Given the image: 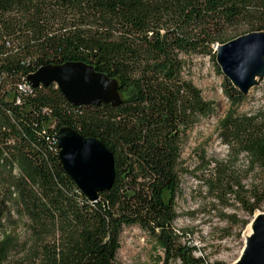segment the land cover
<instances>
[{"label":"trees","instance_id":"16d2710c","mask_svg":"<svg viewBox=\"0 0 264 264\" xmlns=\"http://www.w3.org/2000/svg\"><path fill=\"white\" fill-rule=\"evenodd\" d=\"M254 30H264V0H0V264L21 243L8 227L15 215L29 221L33 264H119L121 234L132 225L164 253L151 264H205L174 228L188 170L183 144L215 111L185 77L186 57L215 59L212 45ZM67 61L118 79L123 101L75 105L55 84L34 87L22 105L7 100V87L29 72ZM224 90L230 105L218 130L235 160L206 159L204 151L203 168H214L205 183L253 216L264 208V177L247 185L242 171L264 176V110L238 114L247 96L226 77ZM61 126L101 139L114 154L115 180L96 202L63 168ZM242 153L248 167L237 170ZM13 158L19 175L8 166Z\"/></svg>","mask_w":264,"mask_h":264},{"label":"rangeland","instance_id":"374dc122","mask_svg":"<svg viewBox=\"0 0 264 264\" xmlns=\"http://www.w3.org/2000/svg\"><path fill=\"white\" fill-rule=\"evenodd\" d=\"M212 47L213 53L216 52L215 44ZM186 58L185 77L202 90L206 99L215 102V111L188 130L189 136L183 144V167L188 170L185 169L181 177V192L176 204L178 217L174 228L184 243L196 247L194 254L203 258L205 264H235L245 247L250 223L264 208L251 216L235 196L229 195V201H221L209 191L205 178L214 168L213 165L203 168L204 151L206 159L235 160L230 146L222 140L218 130L219 121L230 105L224 90L226 76L212 54L194 53ZM246 96L238 114L264 110V80L252 87ZM248 163L247 154L242 153L234 165L237 170H246ZM242 175L243 183L247 185L260 182L264 177L258 170L242 171ZM14 220L8 227L19 234L21 243L11 251L5 264H33L29 221L27 217L17 215ZM244 221L249 222L245 225ZM153 246L151 237L142 228L127 226L121 234L117 261L119 264H151L155 255H164L162 250L155 251ZM174 264L182 263L178 260Z\"/></svg>","mask_w":264,"mask_h":264},{"label":"water","instance_id":"95a60500","mask_svg":"<svg viewBox=\"0 0 264 264\" xmlns=\"http://www.w3.org/2000/svg\"><path fill=\"white\" fill-rule=\"evenodd\" d=\"M216 60L222 72L244 95L264 80V30L242 34L225 43L215 44ZM34 87L57 84L75 105L123 101L119 81L83 61L41 66L29 75ZM63 168L82 193L92 202L115 180L113 152L99 138L86 137L70 126H61L56 134ZM254 232L235 264H264V211L257 213Z\"/></svg>","mask_w":264,"mask_h":264},{"label":"built area","instance_id":"2783aa9c","mask_svg":"<svg viewBox=\"0 0 264 264\" xmlns=\"http://www.w3.org/2000/svg\"><path fill=\"white\" fill-rule=\"evenodd\" d=\"M38 69V68H37ZM36 69V70H37ZM36 70H33L31 72H29L28 74H26L21 80H18L14 86L12 87V89H10L11 87H7L8 88V92H10L7 100H10L12 102H15L19 105H22L24 103L25 98L33 93V89L34 86L31 84L30 80H29V75L31 73H34ZM57 86V84H55ZM58 87V86H57ZM45 112H47L48 115H50L51 110L48 109ZM50 117V116H49ZM48 117V118H49ZM53 126L52 122H51V117L49 118L48 122H43V131L46 132L49 130V128H51ZM5 129V127L3 128ZM4 156H9V152L8 151H4L3 152ZM11 164L8 163V166L11 167L13 169V172L16 175L20 174V168H19V162L16 158L11 159L10 161ZM13 197H17V193L14 192L12 193Z\"/></svg>","mask_w":264,"mask_h":264},{"label":"bare ground","instance_id":"6f19581e","mask_svg":"<svg viewBox=\"0 0 264 264\" xmlns=\"http://www.w3.org/2000/svg\"><path fill=\"white\" fill-rule=\"evenodd\" d=\"M255 221L256 219H253V221L250 223L249 225V231H248V235L247 238L254 232V228H255ZM244 252V251H243Z\"/></svg>","mask_w":264,"mask_h":264}]
</instances>
